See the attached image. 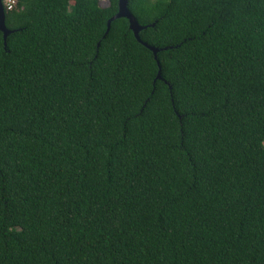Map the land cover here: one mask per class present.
Masks as SVG:
<instances>
[{"label": "trees", "instance_id": "obj_1", "mask_svg": "<svg viewBox=\"0 0 264 264\" xmlns=\"http://www.w3.org/2000/svg\"><path fill=\"white\" fill-rule=\"evenodd\" d=\"M17 0L0 31V264H264V0ZM105 34V35H104Z\"/></svg>", "mask_w": 264, "mask_h": 264}, {"label": "water", "instance_id": "obj_2", "mask_svg": "<svg viewBox=\"0 0 264 264\" xmlns=\"http://www.w3.org/2000/svg\"><path fill=\"white\" fill-rule=\"evenodd\" d=\"M128 0H117V4H118V10L117 12L112 15L108 20H107V28L105 31V34L108 32L109 28H110V23L112 20L119 18V17H125L128 20L129 23V28L132 30L136 40L140 43H142L144 46H146L147 48H149L152 52H153V56L156 60V63L158 65V70H157V74L154 80L159 79L162 80V75H161V66L159 64V60L157 59V52H158V48L151 46L149 44H147L146 42L142 41L140 36H139V31L143 28L146 27V25H140L136 18L132 15V13L129 11L128 6H127ZM4 8H3V4H2V0H0V31L3 34V39H4V45L6 44V37L7 35L12 31L9 30L4 22ZM104 34V35H105Z\"/></svg>", "mask_w": 264, "mask_h": 264}, {"label": "built area", "instance_id": "obj_3", "mask_svg": "<svg viewBox=\"0 0 264 264\" xmlns=\"http://www.w3.org/2000/svg\"><path fill=\"white\" fill-rule=\"evenodd\" d=\"M3 8L4 9H12L16 4L17 0H2Z\"/></svg>", "mask_w": 264, "mask_h": 264}, {"label": "rangeland", "instance_id": "obj_4", "mask_svg": "<svg viewBox=\"0 0 264 264\" xmlns=\"http://www.w3.org/2000/svg\"><path fill=\"white\" fill-rule=\"evenodd\" d=\"M103 1H106V0H103Z\"/></svg>", "mask_w": 264, "mask_h": 264}]
</instances>
